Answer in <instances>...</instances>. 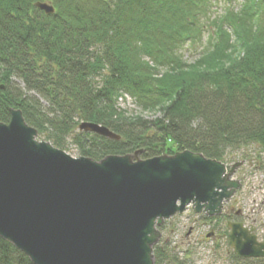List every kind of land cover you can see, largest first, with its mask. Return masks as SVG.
Listing matches in <instances>:
<instances>
[{
    "label": "trees",
    "instance_id": "16d2710c",
    "mask_svg": "<svg viewBox=\"0 0 264 264\" xmlns=\"http://www.w3.org/2000/svg\"><path fill=\"white\" fill-rule=\"evenodd\" d=\"M210 7L211 0H0V121L20 109L45 141L64 149L70 140L93 160L142 149L141 158L189 150L225 162L230 150L264 149V0L212 19ZM186 46L197 52L191 61ZM124 95L158 115H127L118 106ZM82 122L119 139L79 130ZM167 243L154 245V264H184ZM0 264L32 263L0 237Z\"/></svg>",
    "mask_w": 264,
    "mask_h": 264
},
{
    "label": "water",
    "instance_id": "95a60500",
    "mask_svg": "<svg viewBox=\"0 0 264 264\" xmlns=\"http://www.w3.org/2000/svg\"><path fill=\"white\" fill-rule=\"evenodd\" d=\"M35 6L54 12L46 2ZM78 129L119 139L96 123ZM37 136L20 109L0 121V237L32 264H154L165 220L189 205L220 215L241 186L232 176L242 161L227 170L189 150L141 158L142 149L74 158ZM228 228L237 257H264V241L252 227L229 222Z\"/></svg>",
    "mask_w": 264,
    "mask_h": 264
},
{
    "label": "rangeland",
    "instance_id": "374dc122",
    "mask_svg": "<svg viewBox=\"0 0 264 264\" xmlns=\"http://www.w3.org/2000/svg\"><path fill=\"white\" fill-rule=\"evenodd\" d=\"M243 1L211 0L210 18L222 15L226 7L237 8ZM183 53L189 61L197 55L196 51L189 50L187 46ZM118 106L126 110L127 115L134 114L145 118L158 115L157 112L144 111L138 108L129 95L122 96ZM77 131L78 129L75 132ZM37 139L45 140L41 136H37ZM63 150L74 158L82 156L77 145L70 140ZM230 151L225 163L231 166L235 162L242 161L233 173L234 179L239 180L241 178L242 181L240 189L235 191L234 198L228 205L232 207L233 212L239 209L243 215H248L249 218L244 220V225H256L264 237V149L254 144ZM202 214L195 213L193 208L188 206L183 213L165 221L163 228L160 229L159 244L168 242V250L178 256L184 264H232L233 261L228 256V248L225 244L220 243L216 247L212 245L210 239L205 238V233L211 229L214 221L209 223L203 220ZM216 226L221 228L223 224Z\"/></svg>",
    "mask_w": 264,
    "mask_h": 264
},
{
    "label": "flooded vegetation",
    "instance_id": "af4514ba",
    "mask_svg": "<svg viewBox=\"0 0 264 264\" xmlns=\"http://www.w3.org/2000/svg\"><path fill=\"white\" fill-rule=\"evenodd\" d=\"M227 168L229 169L230 166L228 165ZM236 169H235V171H236ZM239 180L241 183L242 179L240 178ZM234 195L224 204L223 211L220 215L215 216V217L214 216L213 217L207 216L205 214L201 215L203 220H206L209 223L214 221V224H213V226H211V229L205 233V238L210 239L212 242V245L213 246L215 245L216 247L219 246L220 243L225 244V246L228 248V251H227L228 256L233 261L232 264H237V263L239 264L240 261H244V260L251 262L252 260L261 259L262 257H260V258H238L234 254L232 248L230 247V245L228 243V235L230 233V229L228 228V223L229 222H242L243 223L244 220H247L249 218L248 215H243L242 211L239 209L235 210L233 212L232 207L228 205L229 202L230 203L232 202ZM228 206H229V208H228ZM223 221H225V223H223ZM218 224H223V226H221V228H219V226H216ZM249 225H250V227L253 226L252 227L253 232L255 233L257 239L264 240V237L260 234L258 227L254 224H249Z\"/></svg>",
    "mask_w": 264,
    "mask_h": 264
}]
</instances>
